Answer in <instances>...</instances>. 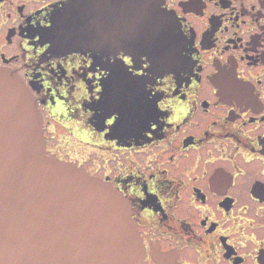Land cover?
Listing matches in <instances>:
<instances>
[{"label":"flooded vegetation","instance_id":"1","mask_svg":"<svg viewBox=\"0 0 264 264\" xmlns=\"http://www.w3.org/2000/svg\"><path fill=\"white\" fill-rule=\"evenodd\" d=\"M0 68L127 199L141 264H264V0H0Z\"/></svg>","mask_w":264,"mask_h":264},{"label":"water","instance_id":"2","mask_svg":"<svg viewBox=\"0 0 264 264\" xmlns=\"http://www.w3.org/2000/svg\"><path fill=\"white\" fill-rule=\"evenodd\" d=\"M42 125L31 88L0 68V264H141L127 199L47 155Z\"/></svg>","mask_w":264,"mask_h":264},{"label":"rangeland","instance_id":"3","mask_svg":"<svg viewBox=\"0 0 264 264\" xmlns=\"http://www.w3.org/2000/svg\"><path fill=\"white\" fill-rule=\"evenodd\" d=\"M54 130L55 131L50 135L48 140L52 146H57L56 151L59 152V155H64L69 152L68 156L72 160H74L75 157H80L79 151L81 150V144L76 137L73 136L69 130L59 124L55 125Z\"/></svg>","mask_w":264,"mask_h":264},{"label":"snow or ice","instance_id":"4","mask_svg":"<svg viewBox=\"0 0 264 264\" xmlns=\"http://www.w3.org/2000/svg\"><path fill=\"white\" fill-rule=\"evenodd\" d=\"M145 67H147V65H145ZM97 99H99V97H97ZM109 116H110L111 118L107 120V123H108V124H113V125H115V124H117V123L119 122L117 116L112 115L111 112L109 113Z\"/></svg>","mask_w":264,"mask_h":264}]
</instances>
